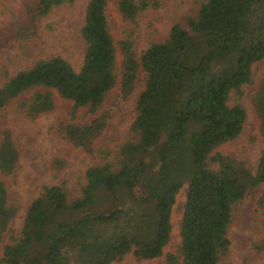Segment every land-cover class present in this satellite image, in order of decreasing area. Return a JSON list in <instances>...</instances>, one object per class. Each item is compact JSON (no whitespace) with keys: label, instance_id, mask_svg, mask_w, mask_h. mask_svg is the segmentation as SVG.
I'll use <instances>...</instances> for the list:
<instances>
[{"label":"trees","instance_id":"obj_1","mask_svg":"<svg viewBox=\"0 0 264 264\" xmlns=\"http://www.w3.org/2000/svg\"><path fill=\"white\" fill-rule=\"evenodd\" d=\"M107 2L86 4L78 70L53 56L10 77L3 72L0 115L9 108L33 121L55 112V93L72 103L55 131L69 147L100 161L86 168L71 196L62 184L41 186L19 234L0 244V264H112L128 253L137 260L163 257L155 264H220L229 247L232 207L247 189L264 184V76L252 98L261 143L254 171L216 151L239 135L246 118L243 86L252 83V65L264 58V0H201L164 40L139 54L137 16L149 7L148 0L116 1L127 29L117 42L108 31ZM70 3L20 0L4 31L29 39L37 19ZM139 70L145 78L136 115L116 156L109 158L105 149L95 148L112 117L104 100L113 89L126 100ZM19 160L11 131L0 127V232L18 212L6 180ZM67 166L57 157L49 162L55 177ZM183 186L178 242L164 253L171 211ZM259 223L264 229V218ZM252 247L261 254L264 238Z\"/></svg>","mask_w":264,"mask_h":264},{"label":"rangeland","instance_id":"obj_2","mask_svg":"<svg viewBox=\"0 0 264 264\" xmlns=\"http://www.w3.org/2000/svg\"><path fill=\"white\" fill-rule=\"evenodd\" d=\"M117 0H108L106 17L108 31L114 41L125 36L126 25L117 9ZM201 0H148L149 7L137 16L136 53L139 54L151 42L164 40L171 26L185 15L196 11ZM20 0H0V86L5 79L3 72L13 76L17 71L31 67L40 59L60 56L75 70H78L84 53L85 44L79 30L83 22L88 0H72L52 8L49 13L36 21V31L29 39H15L4 31V24L13 15ZM117 53L116 61L118 63ZM118 64H116V69ZM252 83L243 86L241 97L246 118L239 135L218 149L217 152L243 162L254 171L260 153L257 119L252 98L260 79L264 76V58L251 67ZM145 74L139 70L135 88L126 99L118 97L116 89L106 96L103 108H110L112 117L104 133L97 139L95 148L105 149L108 157L116 156L118 145L128 136L133 121L137 94L144 85ZM31 92L27 93L29 96ZM56 110L31 121L23 115H13L9 108L0 115V127L8 128L20 153L19 167L7 182L9 201L18 206L16 217L8 229L0 232V244L10 243L11 238L19 234L26 209L37 197L42 185L62 184L71 196L84 181V172L88 166L100 161L98 155L90 157L69 147L55 131L57 119L66 115L71 102L62 100L54 93ZM53 157L68 163L58 177L52 175L49 162ZM215 169V164H210ZM183 186L176 196V202L170 216L171 231L169 240L163 248L164 253L171 251L178 242V223L180 204L184 199ZM264 218V184L247 189L243 199L232 207L231 222L227 228L229 247L220 264H264V250L255 254L252 244L264 238V229L259 223ZM163 257L153 260H137L132 253L126 254L121 262L112 264H155Z\"/></svg>","mask_w":264,"mask_h":264}]
</instances>
